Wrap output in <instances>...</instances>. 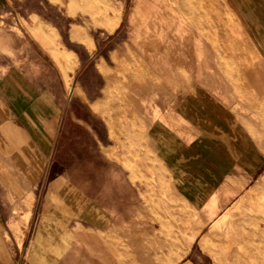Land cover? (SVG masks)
<instances>
[{
  "label": "rangeland",
  "instance_id": "obj_1",
  "mask_svg": "<svg viewBox=\"0 0 264 264\" xmlns=\"http://www.w3.org/2000/svg\"><path fill=\"white\" fill-rule=\"evenodd\" d=\"M134 3L0 0V89L26 84L45 94L36 99L52 112L50 177L84 187L113 216L105 229L83 228L59 264H158L183 220L207 218L205 191L223 199L264 181V0H209L201 45L193 35L181 57L194 95L162 63L130 62ZM21 204L2 216L0 264H36L26 250L36 212ZM216 218L180 262L228 264L211 255ZM252 243L231 264H264V245Z\"/></svg>",
  "mask_w": 264,
  "mask_h": 264
},
{
  "label": "crops",
  "instance_id": "obj_2",
  "mask_svg": "<svg viewBox=\"0 0 264 264\" xmlns=\"http://www.w3.org/2000/svg\"><path fill=\"white\" fill-rule=\"evenodd\" d=\"M17 71L19 81L29 80ZM44 95L26 84L0 89V130L7 132L0 137V256H7L8 249L3 238L7 218L2 216L27 199L36 216L28 227L26 250L36 264H59L83 228L105 229L113 216L110 207L84 187L50 177L52 112L36 99ZM12 246L19 249L15 239Z\"/></svg>",
  "mask_w": 264,
  "mask_h": 264
},
{
  "label": "bare ground",
  "instance_id": "obj_3",
  "mask_svg": "<svg viewBox=\"0 0 264 264\" xmlns=\"http://www.w3.org/2000/svg\"><path fill=\"white\" fill-rule=\"evenodd\" d=\"M208 2L209 0H135L134 10L131 11V15L129 14L134 29L132 44L135 51L133 53L127 50L131 58L130 62L134 63V60L136 62L137 58L139 60L147 58L149 62L162 63L166 67L164 71L176 75L182 74L187 81L186 90L191 91L193 95L196 94L189 84V71L186 68L188 62L184 58L181 60V57L188 55L189 43L193 35H196L193 42L201 45V34L204 33V27L201 25L208 17L206 12ZM141 25L143 32L140 30ZM171 28L175 29L174 36L170 34ZM178 41L181 48L175 44ZM178 48L181 51H177ZM197 56H201V50L197 51ZM180 61L184 62L183 66ZM139 73L141 71L138 68H131L132 75ZM243 189L235 188L223 199L216 190L205 191L200 197V206L204 211L206 210L207 218L199 219L197 222L183 220L185 228L182 229L179 225L177 234L161 245L165 252L160 251L155 257L158 264L180 262L188 253L189 240L194 239L207 220L215 216L217 218L210 222L215 242L211 251L213 257L227 261L228 264L237 263L241 262L237 250L247 243L253 244L252 242L256 241V246H263L264 181L261 184L256 183L240 194ZM190 225H193V229L188 237H185V231ZM179 264L192 263L187 260Z\"/></svg>",
  "mask_w": 264,
  "mask_h": 264
}]
</instances>
